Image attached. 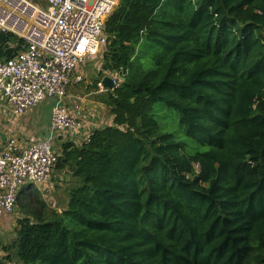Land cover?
I'll return each instance as SVG.
<instances>
[{
    "label": "trees",
    "instance_id": "1",
    "mask_svg": "<svg viewBox=\"0 0 264 264\" xmlns=\"http://www.w3.org/2000/svg\"><path fill=\"white\" fill-rule=\"evenodd\" d=\"M106 34L113 124L61 145L62 211L19 195L0 264H264V0H119Z\"/></svg>",
    "mask_w": 264,
    "mask_h": 264
},
{
    "label": "built area",
    "instance_id": "2",
    "mask_svg": "<svg viewBox=\"0 0 264 264\" xmlns=\"http://www.w3.org/2000/svg\"><path fill=\"white\" fill-rule=\"evenodd\" d=\"M118 2L0 0V33L18 40L11 48L22 43L14 57H0V92L16 116L53 98L52 133L83 131V142L90 141L92 130H84V120L64 97L70 84L82 81V64L106 48V23ZM58 158L50 139H31L20 148L11 138L0 147V216L15 211L31 184L47 181Z\"/></svg>",
    "mask_w": 264,
    "mask_h": 264
},
{
    "label": "rangeland",
    "instance_id": "3",
    "mask_svg": "<svg viewBox=\"0 0 264 264\" xmlns=\"http://www.w3.org/2000/svg\"><path fill=\"white\" fill-rule=\"evenodd\" d=\"M104 50L105 48L100 49L94 57L89 58L82 64L79 70L82 81L70 84L64 97V101L69 107L75 110L84 120V130H93L95 127L112 124V116L107 107L100 101L105 90L101 87L99 89L95 87V82L101 78L99 73ZM106 76L116 78V76L110 74H106ZM53 107L54 99L48 98L41 104L31 108L27 113L16 116L12 109L6 105L0 92V132L7 133L8 136L17 139L22 144H26L28 138L32 136L39 139L49 136L46 139H51L56 146L55 148L58 149V137L61 136V133L53 134L51 132L50 119ZM50 136H53V139ZM67 186L68 175L65 171L55 170L47 181L38 183V185L35 184L31 189L27 188L23 197L40 198L51 210L60 212L66 206ZM24 215L21 206L18 204L12 214L0 216V243L2 245H9L16 238L17 222ZM0 254L4 257L5 252L1 248Z\"/></svg>",
    "mask_w": 264,
    "mask_h": 264
},
{
    "label": "crops",
    "instance_id": "4",
    "mask_svg": "<svg viewBox=\"0 0 264 264\" xmlns=\"http://www.w3.org/2000/svg\"><path fill=\"white\" fill-rule=\"evenodd\" d=\"M53 99V98H52ZM5 100V99H4ZM5 103H6V105L8 106V107H10L8 104H7V102H6V100H5ZM54 105H55V99H54ZM11 108V107H10ZM54 108V107H53ZM53 108H52V113H53ZM12 109V108H11ZM50 120H52V115H51V119ZM112 124H113V117H112ZM112 124H110V125H112ZM109 125V124H108ZM108 125H106V126H108ZM101 127H104V125L103 126H100V127H95L93 130H95V129H97V128H101ZM52 132V131H51ZM82 132L83 131H74V132H72V133H61V136H59V137H62V138H59L58 137V149L57 148H55L56 146L53 144V142H52V140H51V143H52V145H53V147H54V149H55V151L58 153V156H60V154H59V150H60V147H61V145L63 144V143H65V142H73V143H75V144H77V145H80L82 142H83V139H82V137H83V135H82ZM54 134V133H53ZM56 134V133H55ZM49 137V136H48ZM48 137H46V138H48ZM12 137L11 136H8V134L7 133H5V132H0V147H4V146H6V143H7V141L9 140V139H11ZM46 138H44V139H39V138H37V137H34V136H32V137H30V138H28L27 140V142H26V144H22V143H19V147L20 148H25V147H27L28 145H29V143H30V141H31V139H35V140H47ZM50 138H52L53 139V136H50ZM55 139V138H54ZM80 140V141H79ZM56 167V166H55ZM54 171H55V169H54ZM54 173V172H53ZM52 173V174H53ZM51 177V176H50ZM33 185H35V184H33ZM32 184H31V186H33ZM38 185V184H37ZM6 255V253L4 254V256ZM0 257H2V254H0Z\"/></svg>",
    "mask_w": 264,
    "mask_h": 264
},
{
    "label": "water",
    "instance_id": "5",
    "mask_svg": "<svg viewBox=\"0 0 264 264\" xmlns=\"http://www.w3.org/2000/svg\"><path fill=\"white\" fill-rule=\"evenodd\" d=\"M102 85L111 91L114 90L116 87L115 80L109 76L103 78Z\"/></svg>",
    "mask_w": 264,
    "mask_h": 264
}]
</instances>
